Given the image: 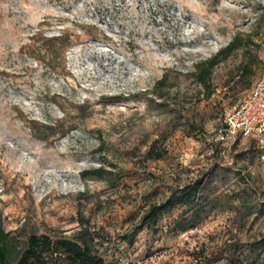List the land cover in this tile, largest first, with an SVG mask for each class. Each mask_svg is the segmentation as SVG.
<instances>
[{"label": "rangeland", "instance_id": "rangeland-1", "mask_svg": "<svg viewBox=\"0 0 264 264\" xmlns=\"http://www.w3.org/2000/svg\"><path fill=\"white\" fill-rule=\"evenodd\" d=\"M235 38L205 90L195 66ZM249 64L252 88L264 0H0L4 231L19 247L84 231L107 264H264V164L219 139ZM203 178L195 228L174 227L187 208L143 224Z\"/></svg>", "mask_w": 264, "mask_h": 264}, {"label": "trees", "instance_id": "trees-1", "mask_svg": "<svg viewBox=\"0 0 264 264\" xmlns=\"http://www.w3.org/2000/svg\"><path fill=\"white\" fill-rule=\"evenodd\" d=\"M236 41L237 38L215 57L195 66L194 76L196 82L205 90L210 86L213 69L221 62L220 57L223 56L224 59L239 49ZM239 72L241 76L236 88L239 93H243L251 88V78L256 75L255 67H253V64H249L243 68V71ZM166 81L167 77L165 76L157 83V87L166 84ZM250 91L236 106L244 100ZM49 137L50 135H46L39 139L47 141ZM252 143L256 145L254 141ZM256 152L259 156L257 148ZM105 172L104 168H99L93 174L103 176ZM204 182V178L195 181L193 184L172 193L162 204L152 206L144 217L143 224H147L148 227L155 226L159 222L162 213L176 208H187L191 211V214L189 216L182 215L180 219L174 222V227L181 231L195 228L199 218V209L202 206H197L198 194L203 189ZM94 241L93 236L84 231L78 234L75 240L66 238L53 240L45 235H32L22 247H19L16 245L15 239L2 228L0 215V264H107L96 249Z\"/></svg>", "mask_w": 264, "mask_h": 264}, {"label": "built area", "instance_id": "built-area-1", "mask_svg": "<svg viewBox=\"0 0 264 264\" xmlns=\"http://www.w3.org/2000/svg\"><path fill=\"white\" fill-rule=\"evenodd\" d=\"M239 136L255 142L264 164V72L250 93L227 116L219 139L235 140Z\"/></svg>", "mask_w": 264, "mask_h": 264}]
</instances>
